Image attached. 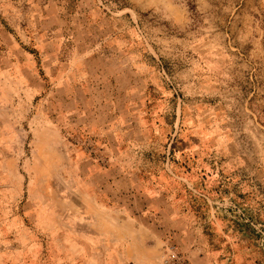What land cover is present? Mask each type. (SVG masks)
Listing matches in <instances>:
<instances>
[{"label":"rangeland","instance_id":"1","mask_svg":"<svg viewBox=\"0 0 264 264\" xmlns=\"http://www.w3.org/2000/svg\"><path fill=\"white\" fill-rule=\"evenodd\" d=\"M52 1L0 0V237L6 264H110L111 240L89 229L79 212L93 169L65 157L68 151L72 160L77 148L103 169L106 150L93 136L67 131L75 107L66 102L64 109L39 53L24 39L30 20L36 26ZM60 2L68 13L108 18L142 80L139 99L113 102L133 112L120 118L113 137L126 168L189 208L202 253L228 236L264 250V0ZM188 174L197 198L183 196L190 185L180 178ZM167 176L170 182L160 181ZM107 196L115 206L125 202L112 191ZM134 215L144 222L158 216ZM163 241L173 243L172 235L164 233Z\"/></svg>","mask_w":264,"mask_h":264},{"label":"crops","instance_id":"2","mask_svg":"<svg viewBox=\"0 0 264 264\" xmlns=\"http://www.w3.org/2000/svg\"><path fill=\"white\" fill-rule=\"evenodd\" d=\"M72 1L80 5L85 0ZM45 3V9H48V1ZM51 3L54 9L42 15L36 26L33 20H30V30L27 35L24 34V39L32 43L39 53L46 75L51 79L52 90L54 89V94L63 102L64 109L66 102L75 107V111L69 115L72 122L67 124L64 121V126H68L65 127L67 131H73L75 128L78 133L93 136L106 150L107 166L103 169L97 168V164L86 158L77 148H73L72 160L68 151L65 157L73 161L79 169L86 166L93 169L92 178L89 179L90 192L82 194L86 198L83 199L79 212L82 209V219L89 229L97 230L94 232L104 234L111 240L110 264H159L163 245L166 244V241H163L166 232L172 235L173 243L179 250L187 253L186 258L190 264H225L231 261L238 264H264L261 247L254 246L255 244L248 246L233 236L225 237V242L218 247L206 248L202 253L196 246V229L191 225L189 208L182 209L169 189L158 188L153 184L149 186V181L139 179L126 168L125 160L118 155L121 145L113 137H116L115 126L120 118L131 116L133 112L125 105L116 107L113 102L134 101L140 98L139 94L135 96V92L142 80L134 71L133 58L128 55V50L117 42V30L109 28L108 18L96 15L95 21L92 12L71 14L59 6L62 4L60 0ZM102 23L106 26L102 27ZM0 35L5 36V31H1ZM28 65L27 68L32 69L31 60ZM93 101L98 102V105L88 103ZM73 102L86 103L77 106L73 105ZM63 112V109L60 110L58 116L65 119L66 113ZM56 133L59 137L62 134L59 128ZM59 143L62 145L63 139L59 140ZM180 179L190 185L189 190L184 188L183 196L197 198L201 195L196 192V181L191 175L183 178L181 176ZM129 180L135 184L122 188L124 182ZM171 180L170 176L160 179L165 182ZM192 188L194 192L190 191ZM121 190L126 193L123 194ZM111 191L112 197L122 196L125 202L115 206L113 199L107 196ZM205 195L213 199L209 192ZM90 196L100 198L102 206L95 203L96 199L94 201ZM129 198L134 201H128ZM136 199L140 203L138 208L134 207ZM135 212L146 213L148 217L158 216L157 219H147L144 222L141 216L134 215ZM214 220L221 230L227 228V222L223 219ZM4 241L5 239L0 237V264H6L8 261L3 249ZM113 245L121 246L119 252Z\"/></svg>","mask_w":264,"mask_h":264},{"label":"built area","instance_id":"3","mask_svg":"<svg viewBox=\"0 0 264 264\" xmlns=\"http://www.w3.org/2000/svg\"><path fill=\"white\" fill-rule=\"evenodd\" d=\"M160 262L161 264H188L171 242L164 244Z\"/></svg>","mask_w":264,"mask_h":264},{"label":"trees","instance_id":"4","mask_svg":"<svg viewBox=\"0 0 264 264\" xmlns=\"http://www.w3.org/2000/svg\"><path fill=\"white\" fill-rule=\"evenodd\" d=\"M206 208H207V205H206Z\"/></svg>","mask_w":264,"mask_h":264}]
</instances>
